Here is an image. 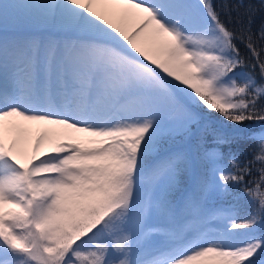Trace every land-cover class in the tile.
Here are the masks:
<instances>
[{
	"label": "snow or ice",
	"instance_id": "1",
	"mask_svg": "<svg viewBox=\"0 0 264 264\" xmlns=\"http://www.w3.org/2000/svg\"><path fill=\"white\" fill-rule=\"evenodd\" d=\"M255 17L244 0H0V264H264ZM215 114L230 131L205 146Z\"/></svg>",
	"mask_w": 264,
	"mask_h": 264
},
{
	"label": "trees",
	"instance_id": "2",
	"mask_svg": "<svg viewBox=\"0 0 264 264\" xmlns=\"http://www.w3.org/2000/svg\"><path fill=\"white\" fill-rule=\"evenodd\" d=\"M226 0H213V3L219 8L220 5L224 4ZM227 2H234V0H227ZM244 3L251 4L256 9V24L258 25L261 18H264V8L261 7V0H244ZM222 118L218 116V114H215V119L209 120L207 123L209 125V128L206 132H203L202 135L204 137L203 143L205 146L211 145L213 143L212 140V128H222L224 131H230V129L227 127V125H221L219 121ZM245 128H250L253 132H259L261 125L258 122H245L243 125ZM194 143V142H193ZM256 141L252 139H248L245 141L240 142L239 144H233L231 150L235 152L237 155V158L243 163L248 160H251L253 157V149L256 147ZM224 151L227 152L229 149L227 147L224 148ZM261 167L259 163H254L252 165L253 172L251 176L246 177V180H252L258 177V173L256 169ZM245 201H248V198L245 197ZM227 202L225 199L213 197L210 200V204L213 205H221L223 203ZM237 207H240L242 209H250L251 203L247 202H238Z\"/></svg>",
	"mask_w": 264,
	"mask_h": 264
}]
</instances>
